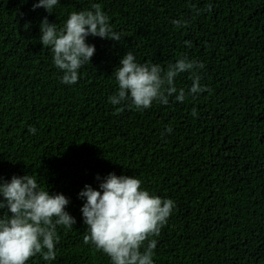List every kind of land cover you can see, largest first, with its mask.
<instances>
[{
    "label": "trees",
    "instance_id": "1",
    "mask_svg": "<svg viewBox=\"0 0 264 264\" xmlns=\"http://www.w3.org/2000/svg\"><path fill=\"white\" fill-rule=\"evenodd\" d=\"M37 2L0 0V176L37 174L50 194L69 199L77 223L58 229L54 261L38 255L27 264H110L83 242L79 198L110 173L140 178L176 203L154 237V264H264V0H60L52 15L34 11ZM92 2L124 35L89 36L91 63L66 85L40 24L63 27ZM127 52L165 69L184 57L204 63L200 83L210 91L116 114L123 105L108 102L118 87L112 75ZM190 76L176 87L188 92Z\"/></svg>",
    "mask_w": 264,
    "mask_h": 264
},
{
    "label": "clouds",
    "instance_id": "2",
    "mask_svg": "<svg viewBox=\"0 0 264 264\" xmlns=\"http://www.w3.org/2000/svg\"><path fill=\"white\" fill-rule=\"evenodd\" d=\"M60 0H38L33 10L45 9L52 15ZM111 17L102 5L92 2L89 8L73 10L63 27L50 24L44 18L40 24V43L50 48L54 66L63 72L61 83L74 85L79 80V70L90 64L95 46L87 43L89 36L119 42L124 33L114 31ZM177 28L186 24L172 22ZM29 27L25 25V30ZM204 63L186 57L163 68L157 63H138L132 52L125 53L114 69L117 91L108 102L116 114L129 110L144 111L154 103L168 105L175 96L184 102L189 96L210 91L202 86L200 70ZM182 73H191L193 81L188 92L176 87ZM191 115L197 116L192 109ZM166 131L172 132L171 126ZM29 132L36 133L35 127ZM99 181L101 177H96ZM85 200L82 208L86 233L85 245L91 244L110 260V264H154L157 240L176 207L172 199L161 198L143 187L135 176L110 173L99 183V190L85 185L79 193ZM70 204L63 194H50L48 187L38 182L37 174L13 176L10 181L0 176V264H27L40 256L52 262L60 243L59 228L73 229L76 219L66 211Z\"/></svg>",
    "mask_w": 264,
    "mask_h": 264
}]
</instances>
